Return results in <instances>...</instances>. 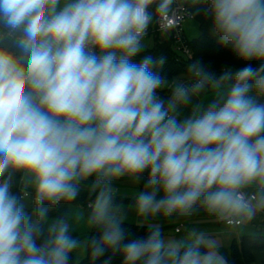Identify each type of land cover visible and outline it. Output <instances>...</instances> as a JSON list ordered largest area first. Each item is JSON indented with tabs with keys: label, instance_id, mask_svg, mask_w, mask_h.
<instances>
[{
	"label": "clouds",
	"instance_id": "obj_1",
	"mask_svg": "<svg viewBox=\"0 0 264 264\" xmlns=\"http://www.w3.org/2000/svg\"><path fill=\"white\" fill-rule=\"evenodd\" d=\"M195 15L240 67L168 79L163 56L135 59ZM85 193L86 216L50 215ZM201 213L236 235L264 218V0H0V264H230L206 231L157 222Z\"/></svg>",
	"mask_w": 264,
	"mask_h": 264
},
{
	"label": "trees",
	"instance_id": "obj_2",
	"mask_svg": "<svg viewBox=\"0 0 264 264\" xmlns=\"http://www.w3.org/2000/svg\"><path fill=\"white\" fill-rule=\"evenodd\" d=\"M194 17L198 24L200 35L198 38L189 41L188 43L192 54L191 59L178 57L174 51V41L171 35H167L169 38L165 40H162L161 35L156 36L154 39L155 47L151 50L144 51L135 59L139 60L143 55H154L157 58L163 56L165 62L160 71L168 79L185 76L188 65L194 60H200L208 66L211 71H214L217 74L222 72L225 67H232L234 69L240 67V63L236 61L227 50L221 48L217 44L215 38L211 34L210 22L204 19L202 15H195ZM117 202L128 203L130 200L118 198ZM87 203V194L85 193L82 194V198L72 204V206H81L86 211L87 215ZM70 206H58L56 209L52 210L50 215L55 217L63 216L66 213L68 214ZM126 226L131 233L137 236L144 235L147 227L146 225H131L128 223H126ZM94 232L95 229H90L89 235L94 234ZM255 251H264V230L261 231L260 235L242 237L240 243L234 241L230 248V264H253V253ZM103 259L104 258H101L96 261L95 264H102ZM76 264H92V261L90 256L86 255L85 259L81 262H76ZM112 264H122L121 258L119 256L115 257Z\"/></svg>",
	"mask_w": 264,
	"mask_h": 264
},
{
	"label": "crops",
	"instance_id": "obj_3",
	"mask_svg": "<svg viewBox=\"0 0 264 264\" xmlns=\"http://www.w3.org/2000/svg\"><path fill=\"white\" fill-rule=\"evenodd\" d=\"M191 21L192 20L188 22H191ZM185 29H186V26H185ZM185 34H186V30H185ZM151 43H152V40H151ZM139 187L140 186H136L135 189L130 191L131 193L128 194V196H124L125 199L130 200V202L126 203L127 207L125 208L129 209L128 221L126 223L131 224V225H141L136 222L135 213L134 211L131 210V205L134 202V195L137 192ZM157 222L163 225L165 234L167 236L174 237V238H179V237L184 236L186 234V230L192 227L193 225H195L199 229L206 231L209 235H211L215 239V241H217L220 244L221 250L225 252L226 255L229 256L230 260H231L230 248L234 241L237 243H240L242 237L260 235L261 231L264 230V218H260L254 221L253 224L243 234L236 235V234L226 231L222 225L217 224L214 221L210 220L203 213L189 220L174 219L173 221H168L163 218H158ZM181 226L183 227L181 232L176 233V229ZM86 227H87L86 233L88 236L90 232V228L88 225ZM76 229L77 228H75L74 235L79 236V232ZM168 233L177 234V236L179 237H176V235H171V234L169 235ZM86 255H87L86 253H81L78 256L74 257V259L76 260V262H81L83 259H85ZM253 255H254L253 264H264V251H255ZM78 259H81V260H78Z\"/></svg>",
	"mask_w": 264,
	"mask_h": 264
},
{
	"label": "rangeland",
	"instance_id": "obj_4",
	"mask_svg": "<svg viewBox=\"0 0 264 264\" xmlns=\"http://www.w3.org/2000/svg\"><path fill=\"white\" fill-rule=\"evenodd\" d=\"M186 35H187V38L189 41H192L196 38L199 37L200 35V31H199V27H198V24L195 20H192L191 22H188L186 23ZM196 35V36H195ZM195 36V37H193ZM161 38L162 40L164 39H168L169 36L167 35H161ZM151 40H152V43H151ZM155 47V40H154V37H151V38H148L147 39V48L145 49L146 50H151ZM174 51L175 53L178 55V57H184V58H187V55L181 51H177L174 47ZM184 77V76H182ZM186 114V113H185ZM136 186H139V185H136V184H132L130 182H122L121 185H120V191L117 195V199L118 198H124V196H128V194H130L131 190L135 189ZM120 203L122 206L124 207H127L126 203H122V202H118ZM77 213L79 214H82L84 216H86V211L81 207V206H76V205H71L69 207V210H68V215L71 217V216H75ZM142 225V224H141ZM87 224L84 222V221H81L79 224L75 225L74 227L77 228L76 230L79 232V237L81 239H84L87 237V233H86V230H87ZM169 235H176V237H179L177 236V234H173V233H168ZM78 260H81V259H78Z\"/></svg>",
	"mask_w": 264,
	"mask_h": 264
},
{
	"label": "built area",
	"instance_id": "obj_5",
	"mask_svg": "<svg viewBox=\"0 0 264 264\" xmlns=\"http://www.w3.org/2000/svg\"><path fill=\"white\" fill-rule=\"evenodd\" d=\"M190 20H195V17L194 19L180 17L177 19L175 27H169L167 24L154 25L148 38L154 37L155 39L159 35H171L175 49L185 53L187 59H191L192 54L188 46L189 40L185 34V25ZM182 228V226L177 228L176 233H180Z\"/></svg>",
	"mask_w": 264,
	"mask_h": 264
}]
</instances>
